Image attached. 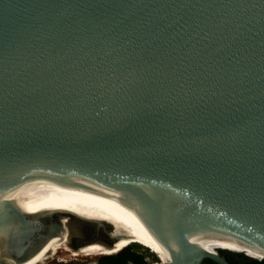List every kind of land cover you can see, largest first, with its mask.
Wrapping results in <instances>:
<instances>
[{"label":"water","instance_id":"water-1","mask_svg":"<svg viewBox=\"0 0 264 264\" xmlns=\"http://www.w3.org/2000/svg\"><path fill=\"white\" fill-rule=\"evenodd\" d=\"M137 224L264 261L214 241L264 238V0H0V264Z\"/></svg>","mask_w":264,"mask_h":264},{"label":"bare ground","instance_id":"bare-ground-1","mask_svg":"<svg viewBox=\"0 0 264 264\" xmlns=\"http://www.w3.org/2000/svg\"><path fill=\"white\" fill-rule=\"evenodd\" d=\"M158 228L161 229V227H157V226L137 224V225H132V226H128V227L115 230L110 235V238L117 239L115 244L111 248H104L100 252H97L94 254H88V253H83V252H78V251L71 252L68 250L69 247L66 248L64 245L50 244L43 248L42 256H43V259L45 260L50 255L52 256L60 247L62 251L67 252L70 257H75V256L77 257V255L105 256V255L115 254L118 251H120L123 247L129 246L133 243V244H138L141 247H143L142 245L147 246L150 249H148L147 247H143V248L148 249L150 253H153L152 251H154L155 252L154 254L157 255L161 259L162 262H164L166 260L165 257L166 256L169 257V256L168 254H166L165 248L163 247L159 239V236L157 235L158 230H159ZM220 237H224V238L219 239ZM252 239H255V240L251 242ZM214 241L215 243L220 244L224 247H227L233 251H236V252L248 251L250 252L248 254L253 257L264 258V248H263L264 238L262 236L255 234L251 230L250 231L249 230H239L238 231V228H235L233 226L230 227L229 229L223 226L214 235ZM237 242L240 244H238ZM213 253L216 254V250H214ZM47 260H49V258Z\"/></svg>","mask_w":264,"mask_h":264},{"label":"trees","instance_id":"trees-1","mask_svg":"<svg viewBox=\"0 0 264 264\" xmlns=\"http://www.w3.org/2000/svg\"><path fill=\"white\" fill-rule=\"evenodd\" d=\"M135 247H138V244L137 245L131 244L129 246H126L125 248L121 249L114 255L102 256L97 259V264H148L145 260L144 255L134 250ZM146 250L149 252L148 249ZM217 253L218 255L222 256L224 259L227 257V255L222 251H217ZM151 258L154 262H157V259L153 255H151ZM241 260L243 264H264L263 260H255L246 257L243 254L241 255ZM202 264H215V263L206 259L202 262ZM229 264H239V263L237 261L230 260Z\"/></svg>","mask_w":264,"mask_h":264},{"label":"rangeland","instance_id":"rangeland-1","mask_svg":"<svg viewBox=\"0 0 264 264\" xmlns=\"http://www.w3.org/2000/svg\"><path fill=\"white\" fill-rule=\"evenodd\" d=\"M142 246L147 247L145 245H142ZM65 247L68 248L67 246H65ZM60 249H61V247L52 255L53 257L50 255L48 257L49 260H47L48 258H46L44 260L45 264H94L98 258L102 257V256H96V255H91V256L77 255V257L76 256L70 257L67 252H64V251H62V249L61 250ZM148 249H150V248H148ZM68 250L71 252H77V251H72V249H69V248H68ZM134 250L142 253L148 264H152L154 262L151 258V255H153V254L149 253L146 249H144L138 245V247H135ZM152 252L155 253L154 251H152Z\"/></svg>","mask_w":264,"mask_h":264},{"label":"flooded vegetation","instance_id":"flooded-vegetation-1","mask_svg":"<svg viewBox=\"0 0 264 264\" xmlns=\"http://www.w3.org/2000/svg\"><path fill=\"white\" fill-rule=\"evenodd\" d=\"M112 255H113V254H112ZM105 256H108V255H105ZM94 264H97V261H96Z\"/></svg>","mask_w":264,"mask_h":264}]
</instances>
